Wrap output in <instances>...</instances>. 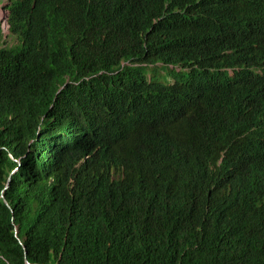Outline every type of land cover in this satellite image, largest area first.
Segmentation results:
<instances>
[{"label": "trees", "instance_id": "trees-1", "mask_svg": "<svg viewBox=\"0 0 264 264\" xmlns=\"http://www.w3.org/2000/svg\"><path fill=\"white\" fill-rule=\"evenodd\" d=\"M1 1L0 264H264V0Z\"/></svg>", "mask_w": 264, "mask_h": 264}, {"label": "rangeland", "instance_id": "rangeland-1", "mask_svg": "<svg viewBox=\"0 0 264 264\" xmlns=\"http://www.w3.org/2000/svg\"><path fill=\"white\" fill-rule=\"evenodd\" d=\"M2 5H3V2L1 1V2H0V18L3 17V13H4V12L2 11V8H1ZM3 26H4V25H3ZM3 34H4V35H7V34H8L7 30L4 29V30H3Z\"/></svg>", "mask_w": 264, "mask_h": 264}, {"label": "water", "instance_id": "water-1", "mask_svg": "<svg viewBox=\"0 0 264 264\" xmlns=\"http://www.w3.org/2000/svg\"><path fill=\"white\" fill-rule=\"evenodd\" d=\"M14 231L16 232V229H14ZM24 263H25V264H31V263H29L28 261H26V259H24ZM35 264H37V263H35Z\"/></svg>", "mask_w": 264, "mask_h": 264}, {"label": "clouds", "instance_id": "clouds-1", "mask_svg": "<svg viewBox=\"0 0 264 264\" xmlns=\"http://www.w3.org/2000/svg\"><path fill=\"white\" fill-rule=\"evenodd\" d=\"M5 29V28H4Z\"/></svg>", "mask_w": 264, "mask_h": 264}]
</instances>
